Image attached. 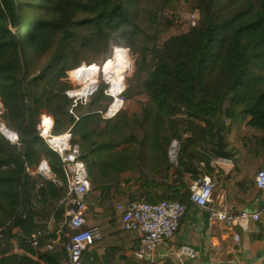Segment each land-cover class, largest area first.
<instances>
[{
  "label": "trees",
  "instance_id": "obj_1",
  "mask_svg": "<svg viewBox=\"0 0 264 264\" xmlns=\"http://www.w3.org/2000/svg\"><path fill=\"white\" fill-rule=\"evenodd\" d=\"M154 2L0 0V121L21 141L17 148L0 134V264L66 262V227L58 226L67 188L59 156L36 131L43 113L54 134L70 129L98 198L179 200L188 208L190 182L203 175L227 184L232 211L261 194L250 176L264 165V0ZM184 3L198 12L196 25L159 45L161 33L183 24L168 9ZM113 46L135 56L124 100H148L102 119L109 98L100 80L89 102L70 112L71 65L87 56L101 63ZM219 125L234 156L227 173L208 165ZM43 159L57 182L38 175L22 186L25 164ZM50 216L53 229L38 246L17 242Z\"/></svg>",
  "mask_w": 264,
  "mask_h": 264
},
{
  "label": "built area",
  "instance_id": "obj_2",
  "mask_svg": "<svg viewBox=\"0 0 264 264\" xmlns=\"http://www.w3.org/2000/svg\"><path fill=\"white\" fill-rule=\"evenodd\" d=\"M187 21L188 28L195 26L198 21V12L190 11L187 14ZM115 49L116 47H113L111 53ZM97 66L99 65L96 64ZM100 67L103 69V63ZM102 69L99 72L98 69L95 70L98 74L94 86L89 88L90 92H83L85 85L78 77L71 75L68 70L67 79L75 85L74 88L66 92L68 99L72 103L68 108L70 112H73L78 103L86 104L90 100L99 76L105 82L104 94L109 98L107 106L100 112L101 118H113L124 108L123 91L119 90L121 88L124 90V80L121 82L120 80L110 79ZM52 124L53 118L43 113L36 123V131L46 145L59 156L65 177L67 193L64 201L66 207L58 226V231H61L63 226L66 227L64 234L67 238L64 243V251L66 253L65 264H91L96 261V252L104 254L106 247L112 244L114 237L107 235L104 226H84L83 210L85 209V200L91 190L86 165L80 158L79 146L71 141L70 129L61 134H54L52 132ZM0 134L9 143L20 148V134L6 127L1 121ZM230 138L232 145L236 147L237 145L234 139L232 140L231 135ZM177 151L178 143L177 141H172L168 148L170 161L175 162ZM208 165L216 171L217 168H221L222 166L231 167L232 163L220 162L213 158L209 161ZM25 166V176L22 186L27 188L28 182L38 175L47 180L57 182L46 160H41L35 168H31L27 164ZM250 179L253 180L255 187L261 192L260 195L253 199L256 208H243L240 211L217 210L211 213L214 220L222 222L230 228L240 227L246 230L248 229L250 220H257L261 215H264V165L253 176H250ZM218 186L219 184H216L209 175H203L196 180H192L189 185V205L204 207L213 200ZM222 193L225 195L224 192ZM186 211L187 203L184 201L162 200L158 203H150L140 199L127 203L121 214V226L125 231H137L140 234V244L137 248L138 254L152 256L159 245L171 239L178 231ZM53 225V216H50L44 220L42 228L35 230L28 237L18 239L17 242L28 244L30 247H36L50 233ZM2 230L3 228H0V233ZM233 238L235 241H239V234L234 232ZM14 251L20 252L16 248ZM178 254L188 257L191 261L196 257L193 248L187 244L179 246ZM154 264H165V262L158 261Z\"/></svg>",
  "mask_w": 264,
  "mask_h": 264
},
{
  "label": "crops",
  "instance_id": "obj_3",
  "mask_svg": "<svg viewBox=\"0 0 264 264\" xmlns=\"http://www.w3.org/2000/svg\"><path fill=\"white\" fill-rule=\"evenodd\" d=\"M221 168L228 172L232 166ZM233 201L227 184L219 183L211 202L204 207L189 205L174 236L159 245L152 256H142L137 252L140 234L125 231L121 226V214L128 198L106 199L89 194L83 210L84 226H104L107 235L114 237L104 254L96 252V261L91 264H154L158 261L165 264H264V215L250 220L246 230L230 228L211 216L221 209L232 211ZM244 208L255 209L256 205L252 201ZM234 232L239 234V241L234 240ZM182 244L193 248L194 260L178 254ZM15 248L21 252V248Z\"/></svg>",
  "mask_w": 264,
  "mask_h": 264
},
{
  "label": "bare ground",
  "instance_id": "obj_4",
  "mask_svg": "<svg viewBox=\"0 0 264 264\" xmlns=\"http://www.w3.org/2000/svg\"><path fill=\"white\" fill-rule=\"evenodd\" d=\"M106 56L107 57L103 61V69L100 66L96 67V64H92L91 62L83 64L75 62L71 65L69 72L71 75L78 77L85 85L83 92H90L89 88L94 86L97 74L101 69L110 79L120 80L121 82L124 80V76L131 66L129 52L125 48L116 47L112 53ZM96 69H98V72H95Z\"/></svg>",
  "mask_w": 264,
  "mask_h": 264
},
{
  "label": "rangeland",
  "instance_id": "obj_5",
  "mask_svg": "<svg viewBox=\"0 0 264 264\" xmlns=\"http://www.w3.org/2000/svg\"><path fill=\"white\" fill-rule=\"evenodd\" d=\"M145 3H148V5H153L155 2L154 0H143ZM190 8L188 7V5H186L185 3L184 4H181V5H178L176 9H168V10H173L174 13L176 12L177 14H179V17H181V19L183 20V24L181 27H178V26H174L173 28H171L170 30H168L167 32H164V33H161L159 35V37L157 38V43L160 45L164 40H166L169 36L173 35V34H179L183 31H187L188 29V21H187V14L190 12L189 10ZM14 29V28H12ZM153 42L150 41V44H152ZM113 47H119V46H113ZM112 47V48H113ZM111 48V49H112ZM123 48V47H122ZM111 49H110V52L108 54L111 53ZM126 49V48H125ZM127 50V49H126ZM128 51V50H127ZM129 52V51H128ZM130 54V57H131V66H130V69L129 71L125 74L124 76V82H123V86H124V89L127 87V84H126V80L127 78L131 77L133 75V70H134V66H133V63H134V58L135 56L133 54ZM107 57V56H106ZM105 57V58H106ZM104 58V59H105ZM104 59L102 60V62H97L95 60L92 59L91 56H87L85 60H82V61H78L80 63H95V64H98L99 66L102 65ZM68 80V79H67ZM100 80H102V83L105 85V82L104 80L99 76V79L97 81V84L95 85V89H96V86L99 84ZM69 81V80H68ZM70 82V81H69ZM71 83V82H70ZM101 83V84H102ZM73 86L71 88H74L75 85L73 83H71ZM102 84V85H103ZM70 88V89H71ZM69 90V89H68ZM92 95V94H91ZM91 97V96H90ZM137 100H145L147 101V97L145 95H140L138 96L137 98L133 99V100H129V101H125L124 102V108L128 109V110H135L137 108ZM89 102V101H88ZM87 102V103H88ZM78 104H82V103H78ZM77 104V105H78ZM76 105V106H77ZM85 105V104H83ZM0 112H1V106H0ZM131 131H133L135 133V135L138 137V138H141L142 136V132L140 130H137L135 128H131L130 129ZM54 220V219H53ZM54 226V225H53ZM14 252V251H13Z\"/></svg>",
  "mask_w": 264,
  "mask_h": 264
},
{
  "label": "water",
  "instance_id": "obj_6",
  "mask_svg": "<svg viewBox=\"0 0 264 264\" xmlns=\"http://www.w3.org/2000/svg\"><path fill=\"white\" fill-rule=\"evenodd\" d=\"M221 125L215 129L216 139L212 142L209 149L214 158L220 162L233 163L234 156L231 150L227 149L225 135L221 132Z\"/></svg>",
  "mask_w": 264,
  "mask_h": 264
},
{
  "label": "clouds",
  "instance_id": "obj_7",
  "mask_svg": "<svg viewBox=\"0 0 264 264\" xmlns=\"http://www.w3.org/2000/svg\"><path fill=\"white\" fill-rule=\"evenodd\" d=\"M105 57H106V56H105ZM105 57H104V58H105ZM119 90H120V91H123V88H121V89H119Z\"/></svg>",
  "mask_w": 264,
  "mask_h": 264
}]
</instances>
